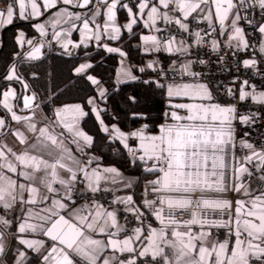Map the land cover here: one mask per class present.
Wrapping results in <instances>:
<instances>
[{"label": "snow or ice", "instance_id": "1", "mask_svg": "<svg viewBox=\"0 0 264 264\" xmlns=\"http://www.w3.org/2000/svg\"><path fill=\"white\" fill-rule=\"evenodd\" d=\"M49 13L54 30L68 25L53 32L62 54L91 58L94 41L120 57L117 83L135 94L123 116L101 108L108 89L81 63L75 74L98 95L49 118L18 64L0 68V264H264V131L249 138L264 127V90L250 83L264 80V0H0V31ZM134 28L154 33L141 37V65L109 43ZM42 47L16 58L38 60ZM156 96L154 121L141 104ZM90 113L135 174L103 163L81 127Z\"/></svg>", "mask_w": 264, "mask_h": 264}, {"label": "trees", "instance_id": "2", "mask_svg": "<svg viewBox=\"0 0 264 264\" xmlns=\"http://www.w3.org/2000/svg\"><path fill=\"white\" fill-rule=\"evenodd\" d=\"M123 20V13L118 12ZM19 28H25L28 35L35 32L30 24L15 22L13 25L6 27L2 31V42L0 44V68L4 64L16 62L18 71L24 76L31 89L37 94V102L41 104L43 113L51 118L53 111L65 104H84L85 99L90 95H98L95 86L81 76L75 74L74 69L83 61H88L94 65L93 69L87 70L88 73L100 79L104 86L108 89L106 103L98 101L102 108L107 107L111 112H119L121 116L128 111L125 104V95L135 94L133 88L135 85H122L117 83V71L119 67L120 57L117 54H109L102 49H97L94 45L91 48V58L83 55L86 49L81 50L77 55L68 56L55 50H48L43 57L38 60H17L16 54L26 53L31 46L19 47L16 43V32ZM147 29L141 30L134 28L133 34L125 32L119 41H111L113 46H119L128 53L127 62L131 65H141L146 60L141 43V34ZM140 46V47H138ZM2 47V48H1ZM160 57L167 63L170 59L167 54L161 53ZM36 73L33 78L32 73ZM2 74V73H0ZM0 81V88L3 87ZM20 85L18 83H13ZM127 89V92L124 90ZM142 94L143 89H139ZM163 99L159 96L148 98L141 104V108L147 113L151 112V117L155 121V117L164 109ZM87 111L88 108L86 107ZM0 111L2 109L0 108ZM107 122V120H106ZM83 130L95 138V151L103 158L105 165H114L127 174H135L137 169L130 168L124 160L121 159L116 151L117 145L112 144L106 139V134L99 130L98 121L95 120L94 114L90 113L81 123ZM129 127H134L128 122ZM92 150H90L91 152Z\"/></svg>", "mask_w": 264, "mask_h": 264}, {"label": "crops", "instance_id": "3", "mask_svg": "<svg viewBox=\"0 0 264 264\" xmlns=\"http://www.w3.org/2000/svg\"><path fill=\"white\" fill-rule=\"evenodd\" d=\"M53 12H55L56 10H52ZM69 11H77L76 9H72V8H69ZM80 11H84V10H80ZM51 16V13H49L48 15H46V16H44V17H41L39 20H32V21H19V20H17V21H15V22H19V23H25V24H30L31 25V27H32V29L34 30V34L33 35H28L27 34V31L25 30V28H19L18 30H17V32H16V40L17 39H19V33L22 31V32H24L25 33V37H24V39L25 40H31L32 41V47H39L40 45H43V47L41 48V53H40V58L41 57H43L44 56V54L48 51V50H50V51H52L53 49H58V50H60L62 53H63V49L62 48H60V44H59V42H57V40H56V38H55V36L53 35V32L54 31H61L62 29H66L67 27H68V25L67 24H62V25H60V26H58L55 30L51 27V26H49L48 25V18ZM123 21V20H122ZM14 22V23H15ZM38 23H44L45 24V30H46V32H47V35L46 36H43V35H41L40 34V32L37 30V27H36V25L38 24ZM217 24H218V21H217ZM207 26V25H206ZM9 27V26H8ZM125 32H127L126 30L123 32V34L125 33ZM122 34V35H123ZM152 34H154V33H152V32H150L148 29H147V31H145V32H143L142 34H141V37L143 36V35H152ZM122 37V36H121ZM140 37V38H141ZM69 39H72L74 42H79V39H80V37H79V33L78 32H73L72 33V36L71 37H69ZM106 39V38H105ZM63 40H64V38H63V36H61V38H60V41L61 42H63ZM110 43V42H109ZM141 43H142V45H143V41H142V39H141ZM92 44L93 45H95V42L93 41L92 42ZM19 45V44H18ZM24 46H28V44H25ZM23 46V47H24ZM54 46V47H53ZM110 46H113L112 44H110ZM19 47H21L20 45H19ZM31 47V48H32ZM70 50H71V48H70ZM81 50H83V49H80V50H74V53H75V55H77ZM166 54V53H165ZM146 59H148V57L146 58ZM127 61V60H126ZM129 64V63H128ZM14 83V82H13ZM11 84L10 86L12 87V88H15L16 89V91H17V93L19 94L21 91H23V89L21 88V85H16V84ZM25 94H27V93H25ZM21 106H22V101H21ZM62 107V106H61ZM1 109H2V107H0ZM58 108H60V107H58ZM58 108H56V109H58ZM2 111H3V109H2ZM18 114H21V115H31V112H28L27 110H25V112H23V113H20V112H18ZM43 115L44 116H46L44 113H43ZM36 120L39 122V121H41V115H40V110L38 109L37 110V116H36ZM38 126H43V123H39L38 124ZM13 127L15 128V127H19L20 129H21V131H23L24 130V128H23V126L22 125H16L14 122H13ZM82 127V126H81ZM56 131L57 132H59L60 131V129L59 128H57L56 129ZM29 135V140H30V142H32L33 141V137L31 136V134H28ZM7 142L8 143H10V144H12V138L11 137H9V138H7ZM13 147H16L18 150H22L24 147H26L25 145H19L18 143L17 144H13ZM74 147V146H73ZM118 195H120V194H123V193H117ZM222 231V230H221ZM18 246V245H17Z\"/></svg>", "mask_w": 264, "mask_h": 264}, {"label": "built area", "instance_id": "4", "mask_svg": "<svg viewBox=\"0 0 264 264\" xmlns=\"http://www.w3.org/2000/svg\"><path fill=\"white\" fill-rule=\"evenodd\" d=\"M257 11H258V10H257ZM252 15L255 16V13H253ZM199 27H200V28H207L206 24H201V25H199ZM1 42H2V31H0V44H1ZM258 46H259V45L257 44V47H258ZM53 47H54V46H53ZM53 50H55V51H57V52H60V50H58V49H56V48L53 49ZM74 55H75V54H74ZM74 55H72V56H74ZM242 55H247V54H242ZM203 58H207V57H203ZM212 59L215 60V57L213 56ZM218 67H219V66L216 65V64H213V65H212V68H213V69H217ZM197 70H199V69H197ZM223 78L226 79V77H223ZM250 83H254V84H256V85H257V90H258V91L264 90V80H261V77H260V76L252 75V76H251V79H250ZM250 107H251L252 110H255L256 105H255V104H250ZM241 127H242V126H241ZM249 131H250V133H251V135H250V137H249L250 139H251V138H258V137L260 136L261 132L264 131V127L261 126L260 122H257V124L254 125V126H252V127L249 129ZM253 184L256 185V184H257V181H256V180H253Z\"/></svg>", "mask_w": 264, "mask_h": 264}, {"label": "rangeland", "instance_id": "5", "mask_svg": "<svg viewBox=\"0 0 264 264\" xmlns=\"http://www.w3.org/2000/svg\"><path fill=\"white\" fill-rule=\"evenodd\" d=\"M85 62H88V61H83L82 63H85ZM125 63L128 64L127 61H125ZM119 72H120V61H119V67H118L117 75ZM100 107L102 108V105H100Z\"/></svg>", "mask_w": 264, "mask_h": 264}, {"label": "water", "instance_id": "6", "mask_svg": "<svg viewBox=\"0 0 264 264\" xmlns=\"http://www.w3.org/2000/svg\"><path fill=\"white\" fill-rule=\"evenodd\" d=\"M2 48V47H1ZM1 50V49H0Z\"/></svg>", "mask_w": 264, "mask_h": 264}]
</instances>
